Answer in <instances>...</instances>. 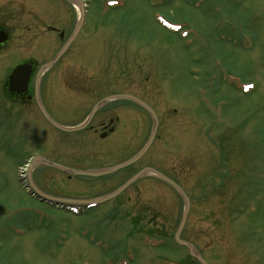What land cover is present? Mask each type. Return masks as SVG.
<instances>
[{
	"label": "rangeland",
	"instance_id": "1",
	"mask_svg": "<svg viewBox=\"0 0 264 264\" xmlns=\"http://www.w3.org/2000/svg\"><path fill=\"white\" fill-rule=\"evenodd\" d=\"M84 3V29L100 39L74 60L89 65L87 72L73 67L72 75L104 82L107 94L142 97L158 118L156 136L130 169L68 178L40 164L31 171L34 187L48 197L89 201L150 166L189 198L179 238L193 253L207 264H264V0ZM28 49L21 37L0 45V264H201L174 241L184 199L154 176L73 211L25 189L19 175L28 171L26 160L104 169L138 152L153 126L138 105L107 104L105 112L136 124L135 146L118 149L108 146L116 133H56L36 108L23 114L2 83Z\"/></svg>",
	"mask_w": 264,
	"mask_h": 264
},
{
	"label": "flooded vegetation",
	"instance_id": "2",
	"mask_svg": "<svg viewBox=\"0 0 264 264\" xmlns=\"http://www.w3.org/2000/svg\"><path fill=\"white\" fill-rule=\"evenodd\" d=\"M55 1L58 0H0V31L7 35L6 40L0 42V45L6 44L11 38L21 37L26 39L28 48L31 47L27 51V56L14 65V67L25 66L21 71V74L27 77L24 83L10 82L9 74L14 67L10 69L2 83V90L8 99L17 107L25 110L23 114H30L36 108L45 118L44 124L56 133L69 132L58 128L53 123L61 127L82 125L89 118L95 105L106 97L128 95L143 101L142 97L127 90L107 94L104 90V82L90 83L87 75L84 74L86 76L84 77L82 73L79 76L77 73L72 75L73 67L85 73L87 72L85 68L89 69V65L79 64L74 60L77 56L89 53L91 46L93 48L98 41L97 38L100 39L99 36L97 37L99 33H90L84 29V20L79 16L76 18L70 0H59L62 2L60 6ZM31 43L33 44L30 45ZM55 57L56 60L53 62ZM51 61L53 63L47 67ZM65 72L68 74L63 80L62 75ZM53 92L56 94L53 95ZM118 102L138 105L134 100L124 97L104 102L92 112L86 125L78 131L84 136L92 131L101 139L116 133V143L108 146L116 147L117 145L118 149L119 147L122 149L121 144L124 148L135 146L136 124L132 126L130 123L127 126L126 122H122L123 118L121 119L120 113H107L103 110L107 104ZM146 114L150 116L147 111ZM58 117L74 119L75 122L60 120ZM126 137L130 139L129 144L125 140ZM67 141L71 145L74 143V138ZM87 141L88 139L84 137L80 142L86 143ZM135 163L120 171L130 169ZM143 168L152 167L145 166L139 170ZM139 170L135 169V173ZM66 175L68 178L72 176ZM49 205L64 208L53 203Z\"/></svg>",
	"mask_w": 264,
	"mask_h": 264
},
{
	"label": "water",
	"instance_id": "3",
	"mask_svg": "<svg viewBox=\"0 0 264 264\" xmlns=\"http://www.w3.org/2000/svg\"><path fill=\"white\" fill-rule=\"evenodd\" d=\"M7 38V35L3 32L0 31V42L5 41ZM60 53H58L59 55ZM57 55V56H58ZM56 60V57L54 58L53 62ZM52 61L47 65V67L49 65H51L53 63ZM25 66L22 65H18L16 67L13 68V70L11 71L10 75H9V79L10 82L15 81V83H24V81L26 80V75L25 74H21L22 69H24ZM118 97H124V98H128L131 100H134L137 104L141 105L144 109H146L153 120V126H152V130H151V134L147 140V142L145 143V145L135 154L133 155L130 159L119 163L117 165H114L112 167H108L105 169H101V170H77V169H70V168H65L62 165H59L57 163H53V162H48L45 160H40L37 163H33L29 170L31 169L32 166H34L35 164H42V165H46V166H50V167H55L58 169H61L69 174H73V175H81V176H90V177H97V176H102V175H107V174H111L119 169L125 168L129 165H131L132 163L136 162L145 152L146 150L149 148L150 144L153 141V138L155 136L156 130H157V125H158V121H157V117L155 115V113L153 112V110L144 102H142L141 100L132 97V96H128V95H114V96H110V97H106L104 98L102 101L99 102V104L95 105L94 109L92 110V112H94L99 105L103 104L104 102L110 101L112 99L118 98ZM92 112L90 114V116L92 115ZM89 116V118H90ZM89 118L87 119V121L85 123H83L82 125L76 126V127H61L58 126L57 124L53 123L54 125H56L58 128H61L64 131H76L79 129H82L86 123L88 122ZM153 174L157 177H159L160 179L164 180L165 182H167L169 185H171L174 189H176L178 191V193H180L182 195V197L184 198L185 201V209L183 211L182 217L180 219L178 228L176 230L175 233V240L183 245H185L188 249L189 252L192 256H194L201 264H207L205 262V260L200 257L199 255L195 254L192 252L190 245L187 242H184L182 240L179 239V234L181 232V229L186 221V217H187V213H188V209H189V203H188V198L185 196V194L183 193V191L180 189V187L173 182L171 179L167 178L166 176H164L162 173H160L159 171L153 169V168H143L141 170H139L138 172H136L134 175H132L127 181H125L119 188H117L115 191H113L112 193L102 197V198H98V199H94V200H89V201H76V200H66V199H59V198H53V197H47L44 194H41L31 183L30 179H28L27 183H26V187L29 188L30 192L32 193H36L37 196H42L43 199H49V200H55L58 203H78V204H97L103 201H106L108 199H111L113 197H115L116 195H118L121 191H123L126 187H128L130 184H132L133 182H135L137 179L141 178L142 176H145L147 174ZM29 175V174H28Z\"/></svg>",
	"mask_w": 264,
	"mask_h": 264
},
{
	"label": "bare ground",
	"instance_id": "4",
	"mask_svg": "<svg viewBox=\"0 0 264 264\" xmlns=\"http://www.w3.org/2000/svg\"><path fill=\"white\" fill-rule=\"evenodd\" d=\"M73 2H74V4L76 5L78 11H81V8H82V7H81L80 3L77 2L76 0H73Z\"/></svg>",
	"mask_w": 264,
	"mask_h": 264
}]
</instances>
